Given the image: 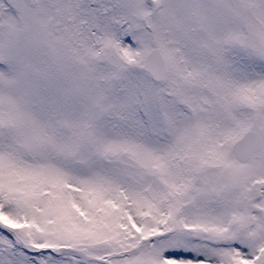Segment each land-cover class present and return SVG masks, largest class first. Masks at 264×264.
Returning <instances> with one entry per match:
<instances>
[{
    "label": "snow or ice",
    "instance_id": "6c2138e0",
    "mask_svg": "<svg viewBox=\"0 0 264 264\" xmlns=\"http://www.w3.org/2000/svg\"><path fill=\"white\" fill-rule=\"evenodd\" d=\"M0 264H264V0H0Z\"/></svg>",
    "mask_w": 264,
    "mask_h": 264
}]
</instances>
